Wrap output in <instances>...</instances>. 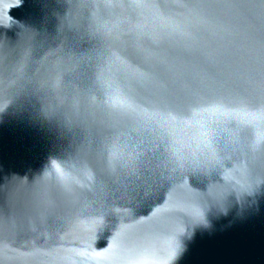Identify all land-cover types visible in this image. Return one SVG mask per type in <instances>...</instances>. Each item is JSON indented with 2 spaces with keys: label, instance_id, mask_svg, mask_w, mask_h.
<instances>
[{
  "label": "water",
  "instance_id": "95a60500",
  "mask_svg": "<svg viewBox=\"0 0 264 264\" xmlns=\"http://www.w3.org/2000/svg\"><path fill=\"white\" fill-rule=\"evenodd\" d=\"M247 2L0 0V41L34 32L37 59L0 50V264H264Z\"/></svg>",
  "mask_w": 264,
  "mask_h": 264
},
{
  "label": "clouds",
  "instance_id": "9594fccd",
  "mask_svg": "<svg viewBox=\"0 0 264 264\" xmlns=\"http://www.w3.org/2000/svg\"><path fill=\"white\" fill-rule=\"evenodd\" d=\"M35 47H36V34L31 31H24L22 34L18 35V39L15 43H12L7 40L0 41V50H3L8 55H13L14 57L18 58L20 61H25L29 63L37 60L34 58ZM60 52H61V45L55 48L48 49L39 59L46 58L47 56L50 55L52 57H55V60L57 62H60L63 60V57L59 55ZM68 107L69 109H72L74 107V103H70ZM14 179L20 180L22 182L28 181L27 177L19 178L13 175L11 180L8 182L13 181ZM202 223H205V220ZM180 251H181V246L178 243L175 248L174 255L172 256L173 262H175V260L179 257Z\"/></svg>",
  "mask_w": 264,
  "mask_h": 264
},
{
  "label": "snow or ice",
  "instance_id": "6c2138e0",
  "mask_svg": "<svg viewBox=\"0 0 264 264\" xmlns=\"http://www.w3.org/2000/svg\"><path fill=\"white\" fill-rule=\"evenodd\" d=\"M234 7H236V8L254 7V8H257V9L261 10V12H264V0H259V3H256L255 0H248L247 3H238V4L234 5ZM67 17H68V14H67V16H66V18L64 20V23H65L66 26H67ZM252 19L255 22L258 19V17L257 16H253ZM257 63H260L259 59L257 60ZM260 75H261V79L260 80H255V81H253V83L258 89L264 90V72H261ZM232 86L233 87H239L240 85L237 84V83H233ZM56 171H57V173H60L59 166H57ZM62 179H68V178L64 177L62 175ZM4 185H5V183L4 184H0V187H3ZM5 215H6L5 206L4 205H0V227H3V225H4V222H5L4 221V217H5ZM172 255H174V253ZM172 255L169 256V259L172 258Z\"/></svg>",
  "mask_w": 264,
  "mask_h": 264
}]
</instances>
